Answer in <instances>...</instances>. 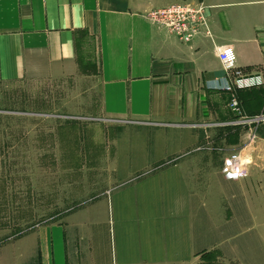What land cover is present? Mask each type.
Wrapping results in <instances>:
<instances>
[{
	"label": "crops",
	"instance_id": "1",
	"mask_svg": "<svg viewBox=\"0 0 264 264\" xmlns=\"http://www.w3.org/2000/svg\"><path fill=\"white\" fill-rule=\"evenodd\" d=\"M180 1L0 0V82L75 84L83 115L120 124L109 129L110 175L149 172L111 204H87L1 244L0 264H196L218 245L207 244L206 227L220 234L222 204H254L246 184L259 170L227 180L218 154L153 169L191 145L222 144L221 128L236 126L219 47L232 46L236 69L260 77L234 90L242 116L264 114V0H188L204 3L211 33L190 43L147 18Z\"/></svg>",
	"mask_w": 264,
	"mask_h": 264
},
{
	"label": "rangeland",
	"instance_id": "2",
	"mask_svg": "<svg viewBox=\"0 0 264 264\" xmlns=\"http://www.w3.org/2000/svg\"><path fill=\"white\" fill-rule=\"evenodd\" d=\"M75 91L70 82H0V245L87 204H111L115 192L149 174L130 178L110 175L117 147L110 149L113 133L109 129L120 124L103 127L83 115L72 95ZM221 131L226 133L222 144L209 139L191 145L153 169L209 153L221 156V172L227 180L246 178L248 173L227 178L223 162L247 146V132L252 131L255 139L243 152L250 162L247 170L252 167L260 172L246 184L254 204H222L220 234L206 227L210 239L214 238L207 244L218 245L201 250L196 264H264V204L259 199L264 196V121ZM235 135L244 136L237 148L228 143L236 140Z\"/></svg>",
	"mask_w": 264,
	"mask_h": 264
},
{
	"label": "built area",
	"instance_id": "3",
	"mask_svg": "<svg viewBox=\"0 0 264 264\" xmlns=\"http://www.w3.org/2000/svg\"><path fill=\"white\" fill-rule=\"evenodd\" d=\"M206 6L202 1L193 2L183 0L178 3L171 4L167 7L151 11L147 18L153 23L165 27L171 34H173L180 42L190 43L196 36L204 33L211 38V33L206 17ZM216 55L219 58L223 70L227 74L233 75V85H228L226 90L232 94L228 103L229 109L236 116L237 120L231 122L232 125H253L264 121V114L255 116L253 118H246L242 116L240 102L235 95V89H244L248 87L258 86L260 84L259 76H246L235 66V53L230 45H225L216 49ZM234 87V89H233ZM250 130V129H249ZM255 139V134L252 131L247 132L245 144L247 146L240 149V151L233 152L224 160V169L226 177L236 178L244 177L248 173L249 161L245 156L243 149L248 147ZM250 141V142H249ZM243 145V146H244Z\"/></svg>",
	"mask_w": 264,
	"mask_h": 264
}]
</instances>
